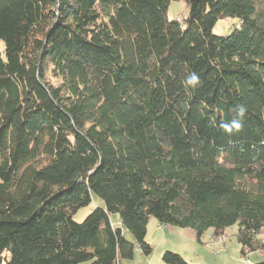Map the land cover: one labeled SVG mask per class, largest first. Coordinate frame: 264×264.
<instances>
[{
  "label": "trees",
  "instance_id": "1",
  "mask_svg": "<svg viewBox=\"0 0 264 264\" xmlns=\"http://www.w3.org/2000/svg\"><path fill=\"white\" fill-rule=\"evenodd\" d=\"M172 1L0 0V264L147 257L151 217L264 250V0Z\"/></svg>",
  "mask_w": 264,
  "mask_h": 264
},
{
  "label": "rangeland",
  "instance_id": "2",
  "mask_svg": "<svg viewBox=\"0 0 264 264\" xmlns=\"http://www.w3.org/2000/svg\"><path fill=\"white\" fill-rule=\"evenodd\" d=\"M190 11L189 0L172 1L168 10L170 19L183 20ZM240 21L237 18H221L216 23L213 31L217 35L227 36L239 27ZM97 206H104L101 198L95 196L90 206L81 208L75 215L77 222H83L91 210ZM115 225L120 227L117 214H112ZM159 222L155 217H151L148 225L147 240L151 243L154 251L149 256L136 253L133 259H125L123 264H167L163 260L165 251L170 250L181 254L186 261L191 264H257L264 262V250L250 254L248 257H242L241 245L238 242V224L226 229L225 233L217 236L214 229L210 228L197 239L196 232L189 228L176 226L159 227ZM161 226V225H160ZM125 236L133 239L131 233L125 232ZM264 241V230L260 235ZM137 251V250H136Z\"/></svg>",
  "mask_w": 264,
  "mask_h": 264
},
{
  "label": "clouds",
  "instance_id": "3",
  "mask_svg": "<svg viewBox=\"0 0 264 264\" xmlns=\"http://www.w3.org/2000/svg\"><path fill=\"white\" fill-rule=\"evenodd\" d=\"M188 82L190 84H195L197 82V77L195 75H193L192 77H190Z\"/></svg>",
  "mask_w": 264,
  "mask_h": 264
},
{
  "label": "crops",
  "instance_id": "4",
  "mask_svg": "<svg viewBox=\"0 0 264 264\" xmlns=\"http://www.w3.org/2000/svg\"><path fill=\"white\" fill-rule=\"evenodd\" d=\"M149 223H150V222H149ZM160 225H161V224L159 223V226H158L159 228L162 227V226H164V225H161V226H160ZM167 227H168V226H167ZM160 229H162V228H160ZM147 238L149 239L148 235H147ZM138 252L142 254V252H141L140 250H137V251H136V253H138ZM136 253H135V254H136ZM142 255H143V254H142ZM132 263H133V264H137L135 261H133ZM148 263L150 264V262H148ZM122 264H123V263H122Z\"/></svg>",
  "mask_w": 264,
  "mask_h": 264
},
{
  "label": "built area",
  "instance_id": "5",
  "mask_svg": "<svg viewBox=\"0 0 264 264\" xmlns=\"http://www.w3.org/2000/svg\"><path fill=\"white\" fill-rule=\"evenodd\" d=\"M245 264H247V263H245Z\"/></svg>",
  "mask_w": 264,
  "mask_h": 264
}]
</instances>
